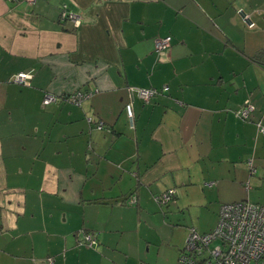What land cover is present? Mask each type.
Masks as SVG:
<instances>
[{"label":"crops","instance_id":"1","mask_svg":"<svg viewBox=\"0 0 264 264\" xmlns=\"http://www.w3.org/2000/svg\"><path fill=\"white\" fill-rule=\"evenodd\" d=\"M77 90L81 105L42 103ZM258 121L264 0H0V264H177L188 228L211 230L222 204H264Z\"/></svg>","mask_w":264,"mask_h":264},{"label":"built area","instance_id":"2","mask_svg":"<svg viewBox=\"0 0 264 264\" xmlns=\"http://www.w3.org/2000/svg\"><path fill=\"white\" fill-rule=\"evenodd\" d=\"M21 1V0H12ZM28 4H33L35 0H23ZM244 21L249 28L254 26L250 15L243 9L239 10ZM61 18H68L75 24L79 23V16L68 10L65 5L60 9ZM171 36L165 35L156 38L155 49L161 51L170 45ZM31 77L30 72L20 71L16 73L12 80L17 83H25ZM130 96L136 95L144 101H148L156 95L157 91L153 88H142L131 86L128 88ZM90 92L80 90L56 95L47 92L44 94L42 103L48 104L65 99L76 105L89 97ZM124 109L130 125L134 118L132 100H128ZM254 111V105L246 100L245 103L236 111V114L246 120ZM87 121L98 129L107 128L99 119L86 117ZM258 132L264 133V124L257 122ZM251 164V160H248ZM174 189L160 194L157 198L166 202L171 199ZM134 201V200H132ZM82 242L88 246L96 244V237L92 233H85ZM45 264H55L52 257H47ZM177 264H264V204L251 203L248 201H236L222 204L219 209L216 225L207 232H198L191 228L184 246L179 253Z\"/></svg>","mask_w":264,"mask_h":264},{"label":"rangeland","instance_id":"3","mask_svg":"<svg viewBox=\"0 0 264 264\" xmlns=\"http://www.w3.org/2000/svg\"><path fill=\"white\" fill-rule=\"evenodd\" d=\"M173 197V196H172ZM172 199V198H171ZM170 199V200H171ZM170 200H168V201H170ZM168 201H166V202H168ZM169 206H172V204H171V201H170V203H169ZM190 212H191V216H192V218H193V220L195 221V223H196V220H197V214H196V212H198V209H200L199 208V206H197V205H192V206H190ZM178 210L179 209H175V208H171V215H177V212H178ZM208 210H209V212H211V211H213V212H215V214H216V216H217V212L214 210V208L212 207V206H210L209 208H208ZM177 211V212H176ZM184 214H185V211H184ZM170 215V214H169ZM210 215H212L210 218L211 219H208V222H211L212 220H213V213L211 212V214ZM216 220H218V218L216 219ZM216 223H217V221H215V225H216ZM214 225V226H215ZM195 226H196V224H195ZM195 226H191V227H189L188 228V232H187V235H186V238H185V241H186V239H187V237H188V235H189V232H190V230H191V228H195ZM196 229V228H195ZM212 229V228H211ZM197 230V229H196ZM198 231V230H197ZM198 232H200V231H198ZM200 233H202V232H200Z\"/></svg>","mask_w":264,"mask_h":264},{"label":"trees","instance_id":"4","mask_svg":"<svg viewBox=\"0 0 264 264\" xmlns=\"http://www.w3.org/2000/svg\"><path fill=\"white\" fill-rule=\"evenodd\" d=\"M60 9H61V8H60ZM59 18H60V20H65V19H68V18H64V19H63V18H61V16H60V11H59ZM26 72H28V71H26ZM17 73H18V72H17ZM14 75H15V74H14ZM14 75H13V76H14ZM13 76H12V77H13ZM12 77H11V81H12V82H14V81L12 80ZM26 81H27V80H26ZM15 83H17V82H15ZM25 83H26V82H25ZM25 83H18V84H25ZM157 93H158V92H157ZM157 93H156V94H157ZM154 96H155V95H154ZM151 98H152V97H151ZM127 118H128V117H127ZM129 126H131V127H133V126H134V118H133L132 125H130V123H129ZM168 190H169V189H167V190H166V191H164V192L166 193V192H168ZM164 192H162V193H164ZM162 193H161V194H162ZM158 195H160V194H158ZM234 202H236V201H234ZM165 203H166V202H165ZM181 250H182V249H181ZM178 256H179V255H178ZM177 263H178V261H177Z\"/></svg>","mask_w":264,"mask_h":264}]
</instances>
